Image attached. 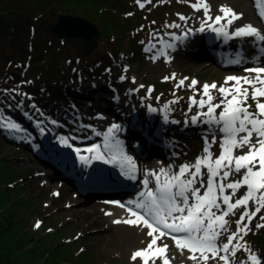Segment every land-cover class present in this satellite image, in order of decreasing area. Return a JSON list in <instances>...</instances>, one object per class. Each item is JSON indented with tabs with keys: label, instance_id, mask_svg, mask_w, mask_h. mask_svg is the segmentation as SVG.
Returning a JSON list of instances; mask_svg holds the SVG:
<instances>
[{
	"label": "rangeland",
	"instance_id": "obj_1",
	"mask_svg": "<svg viewBox=\"0 0 264 264\" xmlns=\"http://www.w3.org/2000/svg\"><path fill=\"white\" fill-rule=\"evenodd\" d=\"M48 1L49 0H45L46 3H43L42 0H0V10H3L6 14L3 15L1 13L2 15H0V17L7 16V18L19 22V13H23L24 17H26V14L36 15L40 9H44ZM81 1L83 3L85 0ZM120 1L123 5L120 2L121 7H116L119 10L122 9V7L125 8L121 12L120 18L118 17L117 13L112 14H116V17L114 19L121 24H125V22H127L128 20V29L127 27H124V31L122 30L123 32L121 34L119 33L118 35H115L113 33V35H110L108 37L101 36L102 43L99 42V46L96 48V50L92 54L84 57L77 56V54L75 53V48L72 44H68L66 42V45H58V49L60 50L58 52L60 66H62L63 64V68H65L66 70H70L69 75L62 79L50 78L51 75L49 74V76H47L46 72L43 71V75L45 76L44 78L38 81H33L31 83H27L28 81H26L23 82L22 85H15L14 82H10L11 80L5 77L7 76L5 72L10 71L9 73H13V75L17 72L21 76V73L24 69H20L18 67L15 71V67L8 70L7 68H5V71L3 70L0 72V101L2 102V100L5 99L4 90L14 88L16 90H19V92L26 93L24 89L27 84H29L30 87H37L42 84H47L48 86H50L52 92L58 91L61 87H63L62 89L65 93V86L69 85L68 83L78 82L80 78V71L83 70L81 69L80 71L74 73L73 68L70 67L71 64L69 58L77 56L78 59L80 58V66L82 68L85 67L86 74L91 78L98 77V74L93 71L94 67L97 66V60L107 59L108 62H110L108 53L109 50H113L115 53L112 55H115L118 58L120 57L122 59V62H114L112 68L110 67V69H106L105 74H102V77L105 75L103 78L108 80L110 77H112L113 79H118L122 76L120 74L121 72L124 71L126 73L127 71V73L130 74L129 76L131 77V80L129 81L126 77L125 78L127 80H123L125 82L128 81L129 84L126 82V86L131 91H133L134 98V94H138V99L135 98L137 101L139 100V97L140 99L144 100V103H142L144 107H147V104L151 103L155 104L159 109H161V112L162 110H164L165 112V104H168L170 101H177L176 103L170 105L166 113H170V115L175 118L174 120H187V117L189 115L207 112V105H205V107L203 108H200L198 105H192L191 110H189L190 97L195 96L197 100L201 98L206 99V97H203L202 93L203 84H210L215 82L218 83L219 87L220 85L225 84L226 77L230 75L236 76L243 71L242 69L245 67L244 65L242 67H239V69H221L217 65V63L225 60V58L223 57L211 59L212 62H210L211 60L209 61L206 59H200L204 56H200V58H197V56L194 58H189L179 55L174 61L170 60L168 56L160 54L161 56H163V58L159 57L158 61L153 59L152 54L158 57L157 54L160 52V50L171 52L170 47H167L165 39L166 37L162 31V28L170 25H175L174 22H179V20H181V22H184V20L180 19L181 15L187 17L186 20L188 21L186 24L184 23V29L183 24L180 25V27H177V32L185 29H187L188 31L189 29L193 28L195 29V32H199L198 29H196L197 26H194V19L192 17L193 13L196 12V10L191 7V3H195L196 0H151V3H145L144 8H140L136 0ZM247 1L249 2L250 0ZM141 2H145V0H141ZM97 6L98 9L101 8V10L103 11L107 10L112 12L111 9H108V6L101 7L100 4H98ZM197 12H199V17H205L203 10ZM210 12L212 13V17H215L217 15V13L213 11V6H211ZM129 13L131 15H129ZM189 19L191 20L189 21ZM111 22L114 23V21H110V23ZM95 23H97L101 27L98 22ZM25 24H27V27H30L32 24H35V22L29 21L25 22ZM40 24L46 26L47 20H44V22ZM234 24L243 26L247 23L235 21ZM217 26L220 27V25ZM7 28L8 26L6 27V29ZM209 32L210 31L207 30L203 32V41H206L208 39L207 33ZM0 33V50L5 49V52H7L6 47L9 44L8 37L2 35H9L10 32ZM46 33L53 36L47 31ZM47 34L43 36L42 39H49L50 36H48ZM212 34L213 37L217 36L215 32H213ZM103 37L105 38L103 39ZM115 38L120 39V42L122 43L120 48H114L108 42V40L114 41ZM29 39H31L30 36L28 37V40ZM28 40L27 43H29ZM139 44L143 45V47L146 48L152 47L150 55L142 54L143 56L141 57V53L139 51L140 49L138 46ZM184 44V41H182V43H179L180 46H183ZM214 50L216 49H209L208 54L206 53V57H211ZM2 52L4 51H0V61L2 60ZM148 56H150L149 59H147ZM17 58L21 57L17 56ZM68 63L69 67H66ZM77 63L78 62L76 61L75 64ZM199 63L205 64V66L200 67ZM37 65L39 64L35 61V64L31 69L30 76L38 77V73L34 72V66ZM187 68H189V71L186 70ZM173 74H175V79L170 78L165 80V77H172ZM182 78H188L185 80V82H189L192 79L197 80L199 82V93L194 94L193 90L185 86L177 89L176 85ZM140 82L147 83L150 86L151 93L156 96L155 97L151 94L154 100L146 95L145 92L138 90L137 86L140 84ZM5 83L7 84L5 85ZM234 83L235 82L230 81L228 82V86ZM68 90L69 89L66 90V95ZM40 93L43 92L41 91ZM79 94H81V96H84V93L82 92ZM212 95L215 97V100L213 101V103L215 104L220 103V101L224 99L221 93H219V91L217 90H212ZM66 98L69 99L67 96ZM230 98L231 97H229V99ZM17 99L18 98L16 94L15 100ZM73 100L77 102L74 105L82 107L79 106V100H77L76 98H74ZM261 100L262 102H264V98H261ZM7 101L12 102L10 98H8ZM138 102L140 103V101ZM1 104L4 105L3 102ZM248 104L251 105L250 110L255 111V101L249 99ZM223 108L224 105H221L220 108L216 109L215 114L219 115V113L223 111ZM89 113L90 112L86 114ZM68 116L73 117V115ZM141 117L147 124H149L150 121L143 116L142 112ZM156 118L159 119L158 115ZM80 120H83V118H81ZM111 121L107 122L105 129H108L113 123H117L119 125L121 124L119 116L115 117V119ZM167 121L172 122L173 120L168 117ZM91 122H96V120ZM92 124L94 125L95 123ZM74 127L75 125L73 123H71V125H68V133L74 132L79 135L78 131H76ZM220 127H222V124L218 125L215 131H210L207 133L206 131H204L200 134H196L193 130L189 131L188 135H186L185 137V141L188 146L187 144H185L186 146L183 151L185 154L194 153L196 154V156L194 157V155H192V157H187L185 160L177 162V165L184 163H194L197 157L203 155V139L205 137H207L208 139L212 137V139H214L215 141L214 143L217 142L221 144L222 142L219 141V138L217 137L220 135ZM91 131H93V128L91 129ZM122 131L124 130L121 129L120 132L122 133ZM174 132H177V130L171 128L170 132L165 135V138L162 141L163 145L171 147L176 146V143L180 140V136L178 133ZM0 135V196L3 195V192L6 193V195L2 197L5 198L4 203H0V213L3 215H7L2 225L5 226L7 222H11L7 231L9 233L4 232L2 243L6 247H8L9 245L16 246L12 248V254H14L13 251H18V253L16 254L17 258L21 262L26 264H143L142 258L133 260V253H129L131 248L121 246L118 242L116 243L115 237L110 236V232L108 229L98 230L97 226H92L87 229L85 233L80 235L78 230L79 227H77V224L80 221L78 220V218H75V215H66L64 217H61L60 211H62V209L56 210L54 205V210L50 212L51 207L47 208L45 204V202L47 201H41V192L38 189L33 188L35 183L26 182L27 180L32 179L31 177L36 171H31L32 168H30V166L35 164L34 159L36 158V155H34V153L36 154L39 150H46V140H43L40 144H37L30 149H19V147L13 146L17 148L18 151L17 153H11L8 151L10 149V146L6 141L13 140H10L6 136V134H3L1 129ZM151 136H149V138ZM149 138L148 136H146V138L142 141L134 138L130 143V149H138L137 146H140L142 148L149 147V144H151V140ZM246 151L247 148L243 150L236 149L235 154L240 155ZM156 155L158 156L154 159L157 162H161L164 164L165 159L163 160V156L161 154H153L150 157ZM141 157L143 156H139V160L141 159ZM152 162L153 161L144 162V168L145 170H147L143 172V177L147 176L149 181L151 180L149 170H153V168L151 167ZM171 166L172 171H176V165ZM45 167L48 173L56 174L57 178L60 177L59 174L55 173L51 167H49L48 165H46ZM238 178L239 176L232 175L228 178V180H235ZM204 179H207L206 176L204 177ZM63 184L64 192H67L68 188L75 191L72 186L65 180ZM196 187H200V185ZM226 191L230 192L231 190ZM244 191L245 189H241L237 193V196L235 198L241 196ZM203 192L204 188H201V194ZM77 200L78 203H83L84 205H94L100 204L99 200H104V198L87 200L78 196ZM105 205H107V203H105ZM250 208L251 210H254V206H252L251 204ZM63 210H65V208H63ZM213 211H215V209H213ZM242 211L243 209L236 210V215L229 218L231 221L229 226L230 231L236 230L237 226L235 224V220H237ZM260 216H264V209H262L261 212L258 213L257 216L252 220V223L249 225L252 231H250L249 234L244 237V240L254 252L259 254V257L261 258V264H264V228L256 227L257 224H264V220H261ZM38 222L39 227L36 226ZM245 222H247V220ZM103 225H106V222L103 223ZM227 235L228 233H225L221 236V243L226 242ZM11 243H13V245ZM8 248H10V246ZM248 255V253L242 250L238 251L236 256L232 258L233 264H240V262L244 261ZM154 261L155 264H158V260ZM148 264H153V261L149 260ZM189 264H196V261L190 260ZM207 264H223V262L219 261L218 259H209Z\"/></svg>",
	"mask_w": 264,
	"mask_h": 264
},
{
	"label": "snow or ice",
	"instance_id": "obj_2",
	"mask_svg": "<svg viewBox=\"0 0 264 264\" xmlns=\"http://www.w3.org/2000/svg\"><path fill=\"white\" fill-rule=\"evenodd\" d=\"M136 2L140 8H144L145 3H151V0H145V2L136 0ZM191 7L196 11L203 10L207 19L213 20L209 14L211 5L208 0H196L195 3H191ZM257 7L261 19L264 20V0H257ZM220 12L223 15H216L214 18V24L220 25V27L202 21L199 31L203 32L205 24H207L208 29L224 36L225 39L250 37L258 51L264 55V33L260 29L249 23L229 33L228 27L241 19L243 13H238L227 5H221ZM129 15L131 14L129 13ZM180 19L186 20L187 17L181 15ZM222 21H226V24H222ZM170 27H180V25H170ZM188 31L191 32V29ZM187 34L185 33V36ZM175 39L180 40L181 37L176 36ZM167 47L174 48L175 44H167ZM145 51H150V48H146ZM237 56L238 58L231 63L239 64L242 62V53H237ZM157 58L153 57V59ZM254 59L259 60L260 56H256ZM245 71L255 75H230L226 77L225 84L219 87L215 82L205 83L202 86V93L206 99L197 100L195 96L189 98V110H191L192 105H198L200 108L207 105V112L200 113V116L207 118L205 123L210 125L222 124L220 131L224 133V137L220 144V155L213 157L210 149L211 143L215 141L213 139L212 142H209L205 137L204 154L197 157L194 163H184L179 166L178 171H172V166L167 169L160 168L159 173L152 171L150 175L155 179V188H149V180L144 179L145 191L139 194L140 199L128 202V211L136 219L114 221V223L123 222L131 225H137L142 221L143 225L150 229L148 236L152 239L146 248L133 253V260L142 258L143 264H148L150 258L163 257V264H170L166 256V250L169 247L167 244L156 247L155 251L152 250L157 245V240L165 235H171V239L181 253L187 249L191 253L189 259L196 261V264H207L209 259H218L223 264H233L232 258L241 250L249 255L240 264H261L259 254L247 245L244 237L252 231L249 227L252 220L264 209V102L261 100L264 98V67L246 68ZM170 78L175 79V74L172 77H165V80ZM120 79L123 80L125 77L121 76ZM186 79L188 78L179 80L176 85L177 89L185 86ZM230 81L235 83L228 86ZM27 83H31V81ZM198 84L197 80L192 79L187 87L199 91L196 88ZM212 90L219 91L224 97L220 103H213L215 97L212 95ZM4 91L17 92L16 89ZM17 94L22 97L20 101L16 102L17 108L23 105L24 97L31 99L27 93L19 92ZM229 97L231 98L229 99ZM12 99L14 100L15 96ZM116 99L119 98L116 97ZM249 99L255 101V111L250 110ZM176 102L170 101L165 104V112L171 104ZM221 105H224V108L217 117L215 112ZM11 106L9 105V107ZM31 107L35 109L36 105L32 104ZM73 107L75 106L73 105ZM149 110L157 111L154 107H150ZM167 119L168 117L165 115V121ZM191 120L195 123L198 117L193 116ZM50 122L53 125L58 123L54 119ZM43 123L42 120L37 121V127L41 133L45 131L44 127L41 126ZM84 127L91 128L92 126L85 125ZM0 129L10 133L24 131L19 123L5 115L3 109H0ZM120 130L121 125L113 123L104 133L105 143L103 147L107 148L111 154L106 162L119 163L123 175L135 180L137 165L133 157L124 152L121 146L122 142L119 140L115 144L108 142L109 138ZM93 131L95 130L93 129ZM96 134L100 135V133ZM59 139L61 143L67 144L70 138L60 137ZM245 148L247 151L243 154H235L236 149L243 150ZM100 149V145L92 144L86 151L92 153L93 156L80 155L79 159L83 163H90L93 158L104 159ZM75 151L79 154L81 149L76 148ZM232 175L239 176V178L228 180ZM205 176L207 177L206 180L204 179ZM197 183L200 184V187H196ZM201 188L205 189L202 194ZM241 189H245L244 193L235 198ZM226 190L231 191L227 192ZM113 203L118 204L121 208L125 207L118 201ZM250 204L254 206V210H251ZM132 205H135V208ZM238 209H243V211L235 220L236 230L230 231L231 221L228 217L235 216ZM139 210H143V213ZM107 214L110 215V213ZM260 219L264 220V216H260ZM246 220L247 222H245ZM36 226L39 227V222ZM256 227L264 228V224H257ZM157 233L158 235H154ZM225 233H228L226 242L219 243V238ZM153 264H155L154 260Z\"/></svg>",
	"mask_w": 264,
	"mask_h": 264
},
{
	"label": "bare ground",
	"instance_id": "obj_3",
	"mask_svg": "<svg viewBox=\"0 0 264 264\" xmlns=\"http://www.w3.org/2000/svg\"><path fill=\"white\" fill-rule=\"evenodd\" d=\"M211 6H213V11L217 13V15H223L220 12L221 5H227L233 8L238 13H243L241 19L237 20L238 22H246L247 24L251 23L255 27L263 30V24L261 19L258 17V11L256 8V4L253 0L249 2L247 0H208ZM194 25H201V22L205 20V17H199V12L193 13ZM192 19V20H193ZM188 20H184V22L179 20V22H174L175 25H182L183 29ZM196 21V22H195ZM181 23V24H180ZM185 23V24H184ZM232 24L228 27L229 33L234 31L236 28L240 27V25ZM238 26V27H237ZM207 27V26H206ZM177 27H164L162 31L165 35L166 44H175V47H170L171 52H163L162 55L168 56L170 60H176L177 56L206 59L211 60L214 59L213 56L206 57V53L208 54V50L211 48L218 49L220 52L218 57H234L238 58L237 53H242V62L245 66L241 73L236 76H252L255 74H250L245 71L246 68L261 66L262 64H250L251 62L256 61L254 57L260 56L259 61H264V55H262L256 45H254L252 38H238L233 37L232 39H228V43L224 40L220 39L217 41L216 39L212 40L211 43L202 40L203 32H195L194 28L191 29V32L187 31V29L177 32ZM178 33V34H177ZM185 33H188L185 36ZM216 35H218L216 33ZM176 36H180L181 39H175ZM221 38L224 36L219 35ZM185 42L183 46H180L179 43ZM232 45V47H231ZM139 51L142 54L150 55L152 47H150V51H145L146 47L139 44ZM230 47V48H229ZM153 57H156L152 54ZM158 56V55H157ZM163 58V56L159 55L158 58ZM150 56L147 57L149 59ZM158 58L155 59L158 61ZM108 62L107 59H99L97 63L103 64L107 62V66L114 65V62H122V59L117 56L109 55ZM208 62V61H207ZM212 62V60L210 61ZM240 65L239 67H242ZM86 66V65H85ZM200 67L205 66V64H200ZM238 67V69H239ZM83 69V70H81ZM81 70V71H80ZM189 71V68L186 69ZM80 71V78L78 82L72 83L69 88L73 91V99L76 98L79 100V106L74 105L69 101V95H66L67 87L65 86V93L63 91V87H61L58 91L52 92L50 88L46 92L44 90H40L43 93L38 94L36 90L27 87L25 92L28 94V97L31 99L24 97V103L21 107L17 108L16 102L20 101L22 97L17 94L19 90H17V100L3 103H0V109H3L5 115L7 117H11L17 123H19L24 129L23 132H15L10 133L4 129H1L3 134L13 141H6L10 146L8 150L11 153H17V148H32L37 144H40L43 140H51L53 137H68L66 133L68 132V125L73 123L75 125L74 129L79 132L82 137L89 138L90 141H82V143L86 144L87 147H90L92 144H96L100 141L101 137H105L104 133H106L105 126L108 121L114 120L115 117H120V125L122 130H126V133L116 132L113 137L109 138V143L115 144L117 140L122 142L121 146L124 152L127 155L132 157L139 156H152L153 154H161L163 156L164 164L161 162H157L154 158L148 159L145 162H152L151 167L153 170H149L151 173L155 171L159 173L160 168H169L171 165H177V162H181L185 160L187 157H194L196 154H185V137L188 135V132L193 130L196 134L203 133L204 131L210 132L215 131L218 125H210L205 123L204 121L207 119L204 116H200V114L189 115L187 120H180L173 118L170 113L164 112V110L159 109L155 104H147V107H144L142 103H144L143 99L139 100L140 103L136 100L138 99L137 93L134 94L126 86V82L124 80L113 79H105L103 77H89L86 74L85 67L81 66L76 70ZM75 72V73H76ZM234 76V75H232ZM79 77V76H78ZM190 82V81H189ZM189 82H185V87H187ZM211 84V83H210ZM218 85V83H216ZM188 88V87H187ZM199 89V86H196ZM190 89V88H189ZM193 90L194 94L199 93V91ZM184 91V90H182ZM84 93V96H81L79 93ZM66 96L69 98L67 99ZM118 97L119 99H116ZM77 103V102H76ZM32 104L36 105V108L33 109L31 107ZM9 105H12L9 107ZM73 105L75 107H73ZM150 107H154L157 109L156 112H152L149 110ZM90 112L89 114H86ZM141 112L143 116L149 120V124H147L141 117ZM120 114V115H119ZM159 119H157V115ZM73 115V117L68 116ZM165 115L173 120L172 122L165 121ZM193 116H197V122L193 123L191 118ZM219 115H217L218 117ZM83 118V120H80ZM56 120L58 123L56 125L51 124V120ZM44 121L41 125L44 127L45 131L41 133L39 128L37 127V121ZM80 120V121H79ZM96 122H91L95 121ZM108 120V121H107ZM175 121V122H174ZM114 122V121H111ZM92 123H95L94 125ZM105 124V125H104ZM85 125H91V128L84 127ZM95 131H91V129ZM174 128L180 136L179 142L176 143L175 147L163 145L162 141L170 132V129ZM96 133H100L97 135ZM152 133V136H151ZM1 136V135H0ZM146 136H151L149 139L151 140V147L140 148L139 150L130 149V143L134 138L139 140H144ZM222 138V136L220 137ZM41 141V142H40ZM69 143H72L70 146H83L81 142H75L68 140ZM40 142V143H39ZM92 142V143H91ZM103 146L101 142L99 144ZM15 146V147H13ZM188 146V144H187ZM126 147H129L128 149ZM107 149V148H106ZM108 150V149H107ZM109 152V151H108ZM50 153L49 151H43V154ZM183 154V155H182ZM186 156V157H185ZM34 165L30 166L32 168L31 171H35L32 179L27 180L28 183H35L33 188L38 189L41 192V201L45 202L46 207L50 208V212L54 210L62 209L60 216L64 217L66 215H75V218H78L80 221L77 224L79 234L82 235L92 226H97L98 230L108 229L111 237H115L116 243L118 242L121 246L131 248L129 253H134L139 249L146 248L152 237L148 236V232L150 229L143 225V222H139L137 225H131L126 223H114L116 220L124 221L127 219H136V217L132 216L129 211L122 210L118 208L115 200H99L100 204L94 205H84L83 203H78V194L71 190L67 189V192H64V180L57 178L56 174H50L46 171V165L42 162L39 157V154L35 156ZM45 161V160H44ZM71 170H75L74 172H78L75 168L77 165H74L73 162L66 161ZM147 170V169H146ZM145 170V171H146ZM25 178V177H24ZM27 178V176H26ZM147 178V176L143 177V180ZM148 179V178H147ZM200 184L197 183L196 186ZM107 203V205H105ZM54 205V207H53ZM74 205V206H73ZM73 206V207H72ZM71 207V208H68ZM65 208V210H63ZM107 213H110L107 214ZM106 222V225L103 223ZM154 235H158L154 234ZM164 244H167L169 247L166 250V256L170 261V264H189V259L191 253L186 249L182 253L176 247L175 242L168 236H163L159 240H157V245L153 247L152 251H155L156 247H162ZM150 261L158 260V264H163V257H153L149 259Z\"/></svg>",
	"mask_w": 264,
	"mask_h": 264
},
{
	"label": "trees",
	"instance_id": "obj_4",
	"mask_svg": "<svg viewBox=\"0 0 264 264\" xmlns=\"http://www.w3.org/2000/svg\"><path fill=\"white\" fill-rule=\"evenodd\" d=\"M43 3H46L45 0H42ZM120 0H85L83 3L81 0H49L46 6L43 10H39L36 15H27L26 17L23 16V13H19V22H16L10 18L0 17V32H10L9 35H2L8 37V45L5 49H1L0 51H4L1 54L2 60L0 61V72L5 71V68L10 69L15 67V71L19 67L20 69L26 67L27 65H33L35 64V61L39 64L37 66H34V72L38 73L40 75V78H44L43 71L46 72V75H51L50 78H64L67 77L70 73L69 69L63 68L60 66L59 59H58V52L60 51L58 49V45H66L65 43H61V40L58 37L51 36L50 34H47L45 31V26H43L44 20H55L58 14L63 12H72L77 14H82L86 16L87 18L98 22L103 31V36H110L121 34L124 31V27H127L128 29V20L125 22V24H121L117 21H115L116 14L120 18L121 12L125 9L122 7V9H118L116 6L121 7ZM98 4L100 6H108V9H111V11H103L98 9ZM122 4V2H121ZM112 5V6H110ZM123 5V4H122ZM6 15L3 10H0V15ZM6 18V19H4ZM24 18V19H23ZM118 18V19H119ZM33 21L35 24H32V27L26 26L25 22ZM110 21H114V23H110ZM8 28L6 29V27ZM123 30V31H122ZM1 34V33H0ZM50 36L49 39H42L45 35ZM31 37V39L28 40V37ZM120 36V35H119ZM118 37V36H117ZM105 37H103L104 39ZM27 40L29 43H27ZM36 40V41H34ZM26 42V43H25ZM108 42L111 44L112 47H118L120 48L122 43L120 42V39L115 38L114 41L108 40ZM102 43V40L100 41ZM101 47V44H100ZM115 53L113 50H109ZM65 52V51H63ZM6 53V54H5ZM17 56H20L21 58H17ZM75 58H71L70 64L72 66H75ZM21 64V65H20ZM107 66V62L104 63L102 68H98L97 71H103L105 70V67ZM66 67H69V63ZM31 68V69H32ZM30 69V73H31ZM13 71V72H15ZM72 71V70H71ZM10 71L5 72L8 76ZM118 72V71H116ZM40 73V74H39ZM122 73V72H121ZM13 75V73H11ZM16 72L14 74L15 79L20 76ZM6 193L3 192V195L0 196V203H4L5 198H2ZM7 215H3L0 213V264H26L21 262L17 258L18 251H13L14 254H12V248L16 247L11 243L13 246L9 245L10 248L6 247L3 243V236L4 232L9 233L8 227L10 226V223L7 222V224L4 226L2 223H4ZM12 236V234H11ZM11 242V241H10Z\"/></svg>",
	"mask_w": 264,
	"mask_h": 264
},
{
	"label": "water",
	"instance_id": "obj_5",
	"mask_svg": "<svg viewBox=\"0 0 264 264\" xmlns=\"http://www.w3.org/2000/svg\"><path fill=\"white\" fill-rule=\"evenodd\" d=\"M200 26V25H199ZM45 30L59 39L67 41L75 48L78 56H88L92 54L99 46L102 27L95 21L82 14L63 12L57 15L55 20H47ZM148 90L150 86L147 83L140 82L138 86Z\"/></svg>",
	"mask_w": 264,
	"mask_h": 264
}]
</instances>
